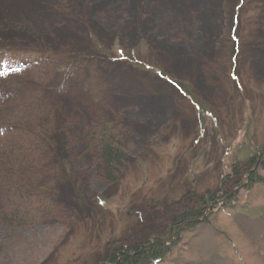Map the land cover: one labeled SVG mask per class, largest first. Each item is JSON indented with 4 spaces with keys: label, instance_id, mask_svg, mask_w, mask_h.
Instances as JSON below:
<instances>
[{
    "label": "rangeland",
    "instance_id": "374dc122",
    "mask_svg": "<svg viewBox=\"0 0 264 264\" xmlns=\"http://www.w3.org/2000/svg\"><path fill=\"white\" fill-rule=\"evenodd\" d=\"M2 64L0 264L152 242L264 150V0H0ZM242 182L157 264H264V181Z\"/></svg>",
    "mask_w": 264,
    "mask_h": 264
},
{
    "label": "trees",
    "instance_id": "16d2710c",
    "mask_svg": "<svg viewBox=\"0 0 264 264\" xmlns=\"http://www.w3.org/2000/svg\"><path fill=\"white\" fill-rule=\"evenodd\" d=\"M98 48L102 49L101 46ZM127 58V57H126ZM128 59V58H127ZM149 69H151L149 67ZM180 85L184 95L193 94L192 89ZM187 89V92L185 90ZM203 108V107H202ZM108 125V124H107ZM111 125V124H109ZM102 126L100 129L96 130L95 133L91 135L92 144L98 146L101 152L103 153V159L105 161L106 179L111 180L110 171H114L119 168L120 164L124 162L123 155V145L119 144L114 134L113 126ZM49 132V131H48ZM52 133V132H49ZM264 149V148H262ZM247 167V168H246ZM261 170L264 172V150L259 155L253 154L252 156L243 159L241 162L233 164V177L225 178L223 186L217 190L210 193H205L199 196L194 191L191 192L195 196V208L189 210L188 208H183L178 216V219L172 223L170 228L167 231L162 232L160 235H157L153 238V241H147L138 245H131L122 248L117 247V244H114V250H110L105 261L101 264H157L159 261L164 260L171 252V248L179 246L182 242L183 233L185 231H194L198 227L207 228L210 225V217L205 216L207 211L213 209L217 206L219 202L227 203V197L229 195L226 187L228 184L237 182L238 185L242 184L243 174H247V179L250 184L255 185L256 183L263 182L264 177L261 175ZM229 180V181H228ZM229 189V188H228ZM232 189V188H231ZM5 192L6 189H5ZM185 195H190L188 192ZM232 199V198H231ZM104 201L102 200L101 203ZM12 205L8 201V205L3 210L6 211L4 220L9 224L13 225H22L24 221L27 223V217L12 211ZM167 241H172L171 246L167 245Z\"/></svg>",
    "mask_w": 264,
    "mask_h": 264
}]
</instances>
